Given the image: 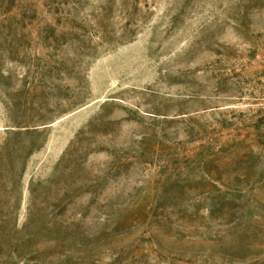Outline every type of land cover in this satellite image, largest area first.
I'll use <instances>...</instances> for the list:
<instances>
[{
	"label": "rangeland",
	"instance_id": "rangeland-1",
	"mask_svg": "<svg viewBox=\"0 0 264 264\" xmlns=\"http://www.w3.org/2000/svg\"><path fill=\"white\" fill-rule=\"evenodd\" d=\"M0 264H264V0H0Z\"/></svg>",
	"mask_w": 264,
	"mask_h": 264
}]
</instances>
